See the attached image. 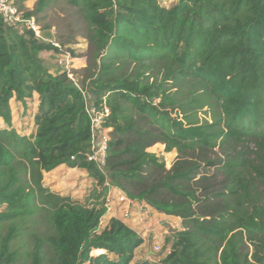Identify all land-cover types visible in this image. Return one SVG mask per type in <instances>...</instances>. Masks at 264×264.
Listing matches in <instances>:
<instances>
[{
    "label": "trees",
    "instance_id": "trees-1",
    "mask_svg": "<svg viewBox=\"0 0 264 264\" xmlns=\"http://www.w3.org/2000/svg\"><path fill=\"white\" fill-rule=\"evenodd\" d=\"M57 1L15 4L43 32ZM64 1L88 45L78 82L43 65L57 48L0 16V264H131L138 230L114 218L100 228L106 180L180 221L154 264H264V0ZM84 94L110 110L104 171L86 159ZM34 95L32 131L18 132L10 102L26 110ZM157 144L176 154L169 170L148 152ZM62 165L95 181L94 202L43 187Z\"/></svg>",
    "mask_w": 264,
    "mask_h": 264
},
{
    "label": "rangeland",
    "instance_id": "rangeland-1",
    "mask_svg": "<svg viewBox=\"0 0 264 264\" xmlns=\"http://www.w3.org/2000/svg\"><path fill=\"white\" fill-rule=\"evenodd\" d=\"M160 4H162L165 7H169L172 4L176 3L177 0H158ZM34 0H25L24 6L30 7L29 9H32L34 6ZM72 23V30L74 35V44L66 45L63 48L60 46V44L57 41V35L60 34H66L70 29L67 27L68 23ZM44 25H49V30L43 31L44 37H54L55 41L59 44V46L63 50L70 51L73 56H75L79 64H77L76 61H74L76 64H74V70H73V80L75 82H78V79L81 77L80 74L78 75V72L86 67V59H87V50L88 45L86 42V39L84 38L83 29L80 26V19L79 15L75 13L74 9L69 7L64 0H58L56 5L50 8L46 14L45 19L42 22ZM39 58L42 61L43 65L51 72H55L58 70L55 68L54 65V56L50 53V55H46V52H42L39 54ZM84 63V65H83ZM33 102L27 104V109L24 110L22 106H16L15 104L11 103L12 108V120L15 123L14 127L19 132H25L26 134L31 133L32 131V115L33 111L35 110V104ZM203 117L202 115H200ZM150 153H153L157 156H160L165 164V169L169 170L175 161L176 154L174 152L172 153H165L164 152V146L158 145L153 146L150 150ZM72 173V172H71ZM78 176L70 175L67 177L68 179H71L72 181L68 182L69 184L67 187L65 185L62 186V184L58 185L60 182L54 181L55 179L50 178L48 181H45L44 186L47 187L49 190H60L61 188H64L62 191L63 195H69L74 196L73 192L76 190L78 186V182L76 179H78ZM50 182H53L50 184ZM50 184V185H46ZM67 188H73V191H70L67 193ZM54 192V191H53ZM72 199V198H71ZM119 212L118 218L120 217L121 220L125 224H132L141 234L144 238V246L141 249L137 250L135 252V258L133 260V263L131 264H141L145 260H147L150 264L155 263L156 254L154 253L153 248L159 247L160 253L163 252L164 254V247L165 245V237L169 233L170 229H175L180 227V223L177 220L169 219L165 217H158L154 214H152L151 211L146 210L145 208L140 209V207H137V209H133L130 204L126 205H120L119 206ZM136 210V211H135ZM1 212V210H0ZM105 218L103 217L101 219L102 226H104L103 221ZM100 222V223H101ZM148 222V223H147ZM37 227L40 233L44 234L47 232L48 225L47 220L44 218V215H40L37 219ZM100 226V228L102 227ZM143 230V231H141ZM166 232V233H165ZM29 249H31V245H27ZM166 251V249H165ZM149 252H152L153 256H147ZM46 254H48V251H46ZM93 256H96V254L92 253Z\"/></svg>",
    "mask_w": 264,
    "mask_h": 264
},
{
    "label": "built area",
    "instance_id": "built-area-1",
    "mask_svg": "<svg viewBox=\"0 0 264 264\" xmlns=\"http://www.w3.org/2000/svg\"><path fill=\"white\" fill-rule=\"evenodd\" d=\"M0 16L4 23L14 29L18 34H23L24 31L33 33L35 39L45 43H50L53 47L58 49L57 53H52L54 56V65L60 72H65L70 80H73L74 59L76 58L68 50H63L55 41L54 37H44L39 24L36 23L34 18H26L23 11L19 10L15 4V0H0ZM74 81V80H73ZM85 99V112L90 120V151L86 155V159L93 162L97 168L104 171L107 144L110 140L111 128L106 125L110 110L102 103L98 106L94 105L89 94H84ZM106 188V194L103 201V207L107 213L111 208V201L108 198V191L113 188L109 181L103 183ZM117 201L121 204H131V202L121 193L118 192ZM142 238V237H141ZM144 242V238H142ZM142 250V249H141ZM155 254L160 253L159 247L153 248ZM135 258V254H134ZM133 258V260H134ZM132 260V262H133Z\"/></svg>",
    "mask_w": 264,
    "mask_h": 264
},
{
    "label": "crops",
    "instance_id": "crops-1",
    "mask_svg": "<svg viewBox=\"0 0 264 264\" xmlns=\"http://www.w3.org/2000/svg\"><path fill=\"white\" fill-rule=\"evenodd\" d=\"M35 2H36V0H34V3ZM25 8L29 9L30 7L25 6ZM50 53L52 54V52H46V55L48 56V55H50ZM74 61H76L77 64H79V61L77 59H74ZM53 62H54V60H53ZM74 64H76V63L74 62ZM83 65H84V63H83ZM33 101H34L33 104H35V110L33 112L35 113L36 109H37V105H38V96L37 95H34V97H33L31 102H33ZM31 102H29V103H31ZM11 103L15 104L16 106H21V105L15 103L14 100H12L10 102V107H11ZM11 110H12V108H11ZM0 125H1V121H0ZM31 127L33 128V124L31 125ZM158 145H160V144H157L155 146H158ZM151 148L148 149V152H149V150ZM70 175H75V176L79 177L78 179H76V181L78 182V186H77L76 190L73 192L74 196H70L69 193H68L70 191H73V188H67L68 190H66V191H67L68 195H63L62 194V191H63L64 188H61L60 190H50V191L51 192L54 191L53 193H56V194H58L60 196H67V197L72 198V200H77V201H80V202H84V201H87L88 203H91L92 201L94 202V200H93L94 191L97 190V192H99L98 186H96L95 181L93 179L89 178L87 173L85 171H83V170H80V169H77V168L70 169V168L66 167L65 165H62V166H59V167L55 168L54 170H52L50 172L43 173L42 183H44L45 181H48L50 178H53V179H55L54 181L58 180V182H60L58 185L62 184V186L65 185V187H67L69 185L67 183L72 181L71 179L67 180V177H69ZM52 183L53 182H50V184H52ZM50 184H46V185H50ZM42 185L45 188L49 187V186H44V184H42ZM118 192H120V191L118 189H116L115 187H113L111 190L108 191V198H110V201H111V208H110V210L107 213L105 212V215L103 216L105 218V220L103 221L104 226H102V222H101L100 223V226H102L101 228L105 227L106 224L109 222V220L112 219V218L121 220V218H120L121 216L118 218V213L120 214L118 208H119L120 205H125V204H121V203H119L117 201L116 195H117ZM103 198L104 197H102V199L100 198L99 201L103 200ZM130 205H131V207L133 209H137V207H140V209L145 208L146 210L151 211L152 214H154V215H156L158 217H165V218H169V219H174V220H177L180 223V221L178 219L156 214L150 208H148V207H146L144 205L135 204V203H132V202H131ZM127 225H129L131 228L137 230V228L132 226V224L129 223ZM141 231H143V230H141ZM138 232H139V230H138ZM139 233H140V236L143 238V235L141 234V232H139ZM143 246H144V243L137 250L142 249ZM131 263H133V262H131Z\"/></svg>",
    "mask_w": 264,
    "mask_h": 264
},
{
    "label": "water",
    "instance_id": "water-1",
    "mask_svg": "<svg viewBox=\"0 0 264 264\" xmlns=\"http://www.w3.org/2000/svg\"><path fill=\"white\" fill-rule=\"evenodd\" d=\"M154 254L152 253V252H149L148 254H147V256L149 257V256H153ZM141 264H150L147 260H145L144 262H142Z\"/></svg>",
    "mask_w": 264,
    "mask_h": 264
}]
</instances>
